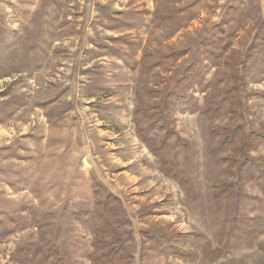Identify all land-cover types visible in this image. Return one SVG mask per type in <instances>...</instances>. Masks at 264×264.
<instances>
[{
  "label": "rangeland",
  "instance_id": "rangeland-1",
  "mask_svg": "<svg viewBox=\"0 0 264 264\" xmlns=\"http://www.w3.org/2000/svg\"><path fill=\"white\" fill-rule=\"evenodd\" d=\"M91 256L264 264V0H0V264Z\"/></svg>",
  "mask_w": 264,
  "mask_h": 264
},
{
  "label": "trees",
  "instance_id": "trees-1",
  "mask_svg": "<svg viewBox=\"0 0 264 264\" xmlns=\"http://www.w3.org/2000/svg\"><path fill=\"white\" fill-rule=\"evenodd\" d=\"M161 119V118H160ZM160 119H158V117H157V119H156V122L158 123V122H160L161 120ZM161 126H163L162 125V123H161ZM142 139V141H143V143L144 144H146L149 148H151L150 147V144L144 139V138H141ZM106 252V251H105ZM110 255H112V252H107V253H104V254H102L101 256H103L104 258H103V260L104 261H107V259H108V257L110 256ZM94 256V255H93ZM95 258H97V257H92L91 256V263L92 264H96L97 263V259H95ZM107 258V259H106ZM106 259V260H105Z\"/></svg>",
  "mask_w": 264,
  "mask_h": 264
}]
</instances>
